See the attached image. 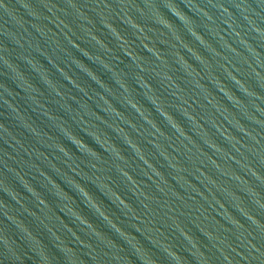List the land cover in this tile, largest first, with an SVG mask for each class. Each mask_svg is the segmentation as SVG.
Returning <instances> with one entry per match:
<instances>
[{"label": "water", "instance_id": "water-1", "mask_svg": "<svg viewBox=\"0 0 264 264\" xmlns=\"http://www.w3.org/2000/svg\"><path fill=\"white\" fill-rule=\"evenodd\" d=\"M10 3L0 253L264 264V0Z\"/></svg>", "mask_w": 264, "mask_h": 264}, {"label": "clouds", "instance_id": "clouds-1", "mask_svg": "<svg viewBox=\"0 0 264 264\" xmlns=\"http://www.w3.org/2000/svg\"><path fill=\"white\" fill-rule=\"evenodd\" d=\"M23 7L29 11V9L23 4ZM168 7V6H167ZM172 12L173 9L168 7ZM177 16H179L180 18L183 19V17H181L179 15V13L177 12H174ZM15 15H16V9L12 6V4L10 3V0H0V16H5V17H9L11 18V20H14L15 19ZM30 15L32 17H36L35 15H33V13L31 12ZM95 140V139H94ZM91 146V145H90ZM87 191H85V187L84 188H81V190L89 196V198H92V192L86 188ZM89 193L91 195H89ZM70 194V193H69ZM71 195V194H70ZM97 207H99V205H97ZM59 210L62 211V212H65L62 208H60L59 206ZM7 218V217H6ZM9 219V222L11 223L13 220H11L10 218H7ZM15 222V221H14ZM13 225V228L15 229L16 226L18 225L16 222L12 224ZM25 232V231H24ZM18 233V232H17ZM26 233V232H25ZM19 234V233H18ZM21 242V237H20V234H19V239H17V236L16 234H12L11 232H7L5 234V239L3 241L4 245H5V248H4V253H0V255L3 256V259H4V264H5V261H12V264H15V260L11 257V254L8 253V249H14L19 243ZM172 255V254H171ZM160 261L156 260V259H148L147 261V264H159Z\"/></svg>", "mask_w": 264, "mask_h": 264}]
</instances>
